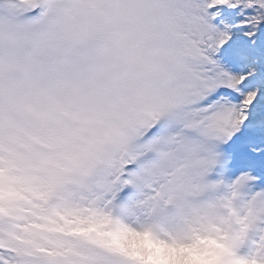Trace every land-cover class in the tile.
I'll use <instances>...</instances> for the list:
<instances>
[{"label":"snow or ice","instance_id":"snow-or-ice-1","mask_svg":"<svg viewBox=\"0 0 264 264\" xmlns=\"http://www.w3.org/2000/svg\"><path fill=\"white\" fill-rule=\"evenodd\" d=\"M0 264H264V0H0Z\"/></svg>","mask_w":264,"mask_h":264}]
</instances>
